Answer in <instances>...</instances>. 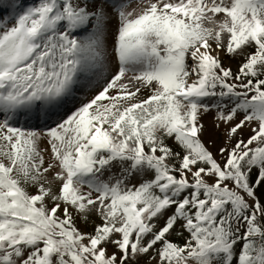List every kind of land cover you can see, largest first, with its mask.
Listing matches in <instances>:
<instances>
[{
    "label": "snow or ice",
    "instance_id": "1",
    "mask_svg": "<svg viewBox=\"0 0 264 264\" xmlns=\"http://www.w3.org/2000/svg\"><path fill=\"white\" fill-rule=\"evenodd\" d=\"M0 264H264V0H0Z\"/></svg>",
    "mask_w": 264,
    "mask_h": 264
}]
</instances>
